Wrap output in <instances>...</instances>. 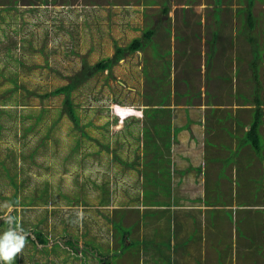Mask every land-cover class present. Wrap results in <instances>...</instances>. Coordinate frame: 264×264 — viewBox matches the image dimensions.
<instances>
[{
	"label": "rangeland",
	"instance_id": "rangeland-1",
	"mask_svg": "<svg viewBox=\"0 0 264 264\" xmlns=\"http://www.w3.org/2000/svg\"><path fill=\"white\" fill-rule=\"evenodd\" d=\"M235 2L248 6L247 0H0V224L12 223L14 218L19 229L40 230L45 241H25L21 253L11 263H141L139 240L129 238L128 242L134 244L130 251L125 256L115 254L120 248L113 242V225L108 217L115 210L111 212L105 207L86 210L76 204L87 198L100 204L108 200V187H102L103 179L107 185V176L90 168L91 156L85 154L95 148L103 154L111 144L113 158L132 159L134 155L129 150L135 147V139L126 140L124 147L119 148L115 144L119 131L115 135L110 133L116 130L113 106L120 103L142 109L147 103L158 102L159 96L166 99V92L184 79L189 81L186 94L189 99L199 97L196 89L202 82L208 88L209 99L218 97L229 104L249 102L251 87L255 96L264 99V2L260 0L252 6L260 22L252 31L243 27L248 39L242 41V32L237 30L236 43L232 44L229 35L219 37L223 31L219 19L225 15L226 27L230 26L229 7ZM165 8H169L167 12ZM247 9L238 11V15ZM147 28H154V33L146 50L125 54L109 70L95 72L71 91L81 130L74 127L65 111L64 93L42 95L69 83L72 76L81 74L84 66L112 58L116 45L126 47L135 37L143 36ZM214 32L219 34L214 36ZM198 78L200 83L195 88ZM213 84L217 85L218 94L211 91ZM166 110L159 111L157 123L166 124ZM118 111L122 116L134 112L129 108ZM149 112L156 117L152 110ZM225 118H233L230 110L225 111ZM140 123L143 124L142 119ZM144 123L150 124L146 116ZM50 125L55 128L48 135ZM129 125L130 121L125 123L128 128ZM224 130L242 140L243 128L237 134L231 126H225ZM41 139L46 142L40 145ZM219 144L228 145L223 136ZM261 144L259 165L248 149L249 163L245 165L241 160L243 171L237 170L234 178L226 163L208 167V181L201 184L208 191L207 199L212 198L210 191L216 190L218 200L234 195L240 203H247L257 197L263 205L260 208H264L262 138ZM81 151L83 157L79 158ZM201 157L204 159L203 154ZM145 169L152 177L151 169L147 166ZM161 176L166 186L177 174L171 168H162ZM99 179L101 182L94 184ZM137 187L131 186L130 198L149 199L150 187L140 193L136 192ZM14 196L16 204L12 203ZM175 200L176 197L173 203ZM251 215L253 211L244 209L234 215L232 211H214L208 212L202 221L198 213L187 225L190 230L187 232L198 244L194 237L202 236L201 225L207 224L205 231L208 227L216 228L218 244L224 245L217 253L224 255L225 251L231 252L232 230L237 225L239 235L240 220L253 223L249 226L258 225L257 220L249 218ZM261 217L260 211V217L256 218L260 248L264 246ZM171 219L164 214L157 221L158 231L153 238L145 233L140 240L141 246L154 257L148 260L155 264H175L173 240L180 236L181 224L176 216ZM130 222L124 220L121 227L127 230ZM11 223L0 226V236L10 228L4 225ZM198 253L195 246L194 254Z\"/></svg>",
	"mask_w": 264,
	"mask_h": 264
},
{
	"label": "crops",
	"instance_id": "crops-1",
	"mask_svg": "<svg viewBox=\"0 0 264 264\" xmlns=\"http://www.w3.org/2000/svg\"><path fill=\"white\" fill-rule=\"evenodd\" d=\"M247 1L249 2V0ZM252 1L253 3L250 7L240 6L237 2H235L232 7H229L230 26L226 27L225 20L227 17L225 15L223 18H220L219 21L223 24V31L219 37L229 35L232 39V44H234L236 43L238 30L242 32V41L246 38L247 32H245L243 27L246 26L247 31H252L253 26H257V23L260 22L252 11V6L255 3H259L260 0ZM262 1L264 2V0ZM245 9L247 10L244 13L238 15V11ZM216 34L218 35L219 32H214V36H216ZM233 54L234 53H232V55ZM140 67L142 71L143 66ZM200 68H202L201 65ZM187 83H189L188 79H184L180 82L178 81L176 83L177 86L171 87V89L166 92V99L163 100L161 96H159L158 102L154 104L147 103L142 109L139 108L142 111L138 113L137 116L133 115L124 120L120 119L121 123H123L122 126H119L118 117L116 115L114 116L113 124L116 130H112L110 133L112 132V134L115 135V132L119 131L117 132L119 135L115 137V144H118V147L121 148L124 147L126 140L134 138L136 141H134L135 147L129 150L134 156L131 155L132 159L125 157H118V159L115 157L113 158L112 151L109 149V147L111 148V144L110 146L109 144L107 145L103 154L101 150H98L99 148L88 151L85 156H91L90 168H94L95 171L98 170L100 175L107 176V185L105 184V179H103L102 187H108V200L105 204H100L98 200L87 198L86 201L77 202L76 204H79L86 210L93 207H105L111 212L112 209L115 210L111 215H108L113 225V230L111 232L112 238L114 237L113 242L121 249H118L119 252L115 254L125 256L127 251H130L129 248L132 247L125 245L124 251V248L120 246L122 237L127 242L131 238L136 241L139 240V247L142 249L139 250L140 264H155L153 260H148L154 257L146 250L145 246H141L140 240L145 236V233L153 238L155 231H158L159 223H157V221L164 214L171 216V220L176 216L181 224L180 239L178 237L177 240H173L174 248L172 251H174V256L176 258V260H174L175 264H218L219 261L220 264H264V246L260 248L259 220L256 219L260 217L261 211V223L264 225V208H260L261 206L263 207V205L259 198L256 197L255 201L247 203H240L234 195L230 199L225 197L224 199L218 200L216 195L217 191L212 190L210 191V193L213 194L211 196L212 198L207 199L208 191L201 186L202 183L208 181V167L211 165L220 167L223 163H226L228 170L231 171L232 178L238 174L237 170L243 171L241 168V160H243L245 165L249 163L248 149H250L254 157L255 164L257 166L259 165V157L260 152L263 151V144H261L260 151L257 152L251 146L249 140H247V138L250 139V137L247 136V132L250 129L251 121L254 116V109L257 106V96L254 95L253 87H251L252 91L249 96L251 97V101L249 102L235 101L229 104L225 99L218 97L209 99L207 98L208 88L205 86V82H202V86L196 89L199 97L189 99L186 96L190 88ZM199 83L200 79L198 78L195 88ZM181 84L184 86V89ZM254 88L256 89V87ZM211 91L213 93H219L216 84H213V89ZM119 105L120 103H117L115 107L118 106L117 109L121 111L123 108ZM263 105L264 99L260 106L263 110V115L261 116L258 127L260 142L261 138L264 140ZM125 106L134 107L133 105ZM149 110L156 113V117H153ZM161 110H166L168 112L166 124H164V121L161 122L162 124L156 121L160 118L159 111ZM228 110L231 111L233 117L231 119L225 118V111ZM145 116L150 124L146 125L144 123ZM234 118H238L240 124L237 123L236 119L233 120ZM141 119L143 120V124L140 123ZM128 121L132 123V125H129V128L125 126V123ZM204 124L206 127L203 129ZM225 126H231L233 131L236 130V134L243 128V133L241 134L242 140L236 138L237 135L235 132L234 134L236 137L227 134L224 130ZM122 127L123 129H121ZM166 130H169V132L165 133ZM133 132H135V136L132 137L131 135ZM146 132L149 134L145 135ZM222 136L228 145L219 144V139ZM118 139L119 142H117ZM206 144L207 146L204 148ZM167 145L169 149H167ZM201 154H203L204 159H202ZM206 156H208V158ZM82 157L83 154L81 151L79 158ZM163 161H167V163L162 164ZM134 164H138L139 167L134 166ZM146 166L151 169L152 177L146 173ZM169 167L177 176L172 179V182L170 179L169 183L165 186L162 182L161 169H170ZM254 177L256 178L257 175H254ZM220 180L222 182L226 181L224 179ZM100 182L101 179L95 180L94 184H99ZM132 185H138L136 188V192L138 193L144 192L147 187H150L149 199L145 200L143 196H141L138 201L130 198L129 191ZM168 186L170 189L167 188ZM98 192L99 191H97L95 195H97ZM175 197L176 200L173 203ZM243 209L253 211V216L251 215L249 218L253 219L254 222L257 220L258 225L249 226L253 223H244L240 220L239 235L238 225L236 229L232 230L233 237L230 253L229 251H225L224 255L217 253V251L220 252L224 249V245L218 244L216 234H214L216 233V228L208 227L206 231L204 230V227L207 225L206 223L201 225L199 229L202 236L200 238L194 237L196 241L200 242L198 244L194 243L195 241L192 239L193 236L187 232L190 231L187 225L198 213L203 221L206 219L208 212L225 210L232 211V215H234L235 212ZM122 216L123 219H121ZM244 216L247 217L246 215ZM124 220L129 222L131 220L128 225L125 224L127 225L126 228L129 230V233H125V237L121 235L116 227L120 223L124 224ZM155 220L156 223H150ZM12 223L14 227H12ZM12 223L11 225H4V227L10 226L15 229L18 234L25 237V241L39 242L38 231L40 230L33 229L29 232L25 229H19L14 218L12 219ZM146 223H150L148 229H144ZM2 225L1 223L0 226ZM262 240L264 242V235H262ZM39 243H45V241ZM195 246L199 249L197 255L194 254ZM225 250H228L227 245H225ZM111 252L114 253L117 252V250ZM107 255L110 256L109 254ZM194 256L197 257L196 260L193 259ZM0 264H4V262Z\"/></svg>",
	"mask_w": 264,
	"mask_h": 264
},
{
	"label": "trees",
	"instance_id": "trees-1",
	"mask_svg": "<svg viewBox=\"0 0 264 264\" xmlns=\"http://www.w3.org/2000/svg\"><path fill=\"white\" fill-rule=\"evenodd\" d=\"M250 7V6H249ZM165 12H167L169 8H165ZM154 33V28H147L144 30L143 32V36H139V37H135L130 44H128L126 47H121L119 45H116V50L113 54L112 58H103L99 61H97L95 64L93 65H86L83 67L81 74H77L75 76H72L70 78L69 83L62 85L60 87H57L55 90L49 91V92H45L42 95L48 96V95H57L60 93H64L65 99H64V105H65V111L68 114V116L70 117V120L73 122L74 127L78 128L79 130H81V125H80V120L78 115H76L75 109L73 107L72 104V99L70 98V93L71 91L75 88L76 85L80 84L81 82L85 81V79L87 77H90L91 75H93L95 72L98 71H103V70H109L114 63H116L117 61H119L121 58H123V56L127 53H132L135 52L137 50H142L144 48V50L147 48V46L149 44H147V42L149 40H151L152 38V34ZM248 39V35L246 37ZM256 103L257 106L254 109V116L253 119L251 121V125H250V129L247 132V136L250 137V139L247 138V140H249L251 146L258 152L261 149V142H260V138H259V133H258V127L261 121V116L263 115V110L260 107L262 104V100L258 97H256ZM56 122H53V125ZM52 126L50 125L47 128V134L49 135L50 130H54L55 127L51 128ZM46 140L45 139H41L40 140V145L45 143ZM12 203L16 204L17 203V198L16 196L13 197L12 199ZM3 223H9V221H4L1 222ZM119 230V232L121 233V235H123L125 237V233H129V230H125L123 229V227H121V224H118L116 226ZM47 239V238H46ZM38 240L39 242H44V235L41 233V231H38ZM71 240V239H68ZM125 245L129 246H134V244H131L127 241H125V239H123V237L121 238V248H124ZM108 263V262H107ZM11 264H16V262L11 263ZM109 264V263H108Z\"/></svg>",
	"mask_w": 264,
	"mask_h": 264
},
{
	"label": "clouds",
	"instance_id": "clouds-1",
	"mask_svg": "<svg viewBox=\"0 0 264 264\" xmlns=\"http://www.w3.org/2000/svg\"><path fill=\"white\" fill-rule=\"evenodd\" d=\"M253 3L252 0H249L248 6H251ZM116 106V104L114 105ZM113 106L112 110L113 113L118 117V120H124L127 117L130 116H137L138 112L141 113L140 109L137 108H130L133 109L135 114H130L125 118L119 117V115L116 113L115 107ZM139 116V115H138ZM11 223V221H9ZM25 246V237L23 235L18 234V232L13 229L9 228L8 231H6L3 236H0V260L7 262V264H11V262L17 257L19 253H21L22 249Z\"/></svg>",
	"mask_w": 264,
	"mask_h": 264
},
{
	"label": "bare ground",
	"instance_id": "bare-ground-1",
	"mask_svg": "<svg viewBox=\"0 0 264 264\" xmlns=\"http://www.w3.org/2000/svg\"><path fill=\"white\" fill-rule=\"evenodd\" d=\"M115 107V106H114ZM120 107L121 108H124V109H127V107H124V106H122V105H120ZM115 110H116V113L119 115V117H122V118H125V117H127L128 115H130V114H135V112H132V111H129V112H131V113H128V114H125V115H121L120 114V112L118 111V109L117 108H115ZM124 111H126V110H124Z\"/></svg>",
	"mask_w": 264,
	"mask_h": 264
}]
</instances>
